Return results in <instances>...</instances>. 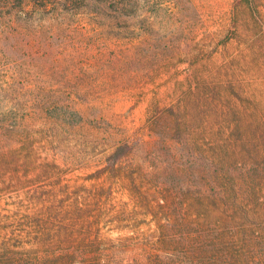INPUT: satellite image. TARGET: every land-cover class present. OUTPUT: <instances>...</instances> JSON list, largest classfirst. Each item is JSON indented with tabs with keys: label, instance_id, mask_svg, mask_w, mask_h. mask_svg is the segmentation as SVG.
<instances>
[{
	"label": "rangeland",
	"instance_id": "374dc122",
	"mask_svg": "<svg viewBox=\"0 0 264 264\" xmlns=\"http://www.w3.org/2000/svg\"><path fill=\"white\" fill-rule=\"evenodd\" d=\"M92 260L264 264V0H0V264Z\"/></svg>",
	"mask_w": 264,
	"mask_h": 264
},
{
	"label": "trees",
	"instance_id": "16d2710c",
	"mask_svg": "<svg viewBox=\"0 0 264 264\" xmlns=\"http://www.w3.org/2000/svg\"><path fill=\"white\" fill-rule=\"evenodd\" d=\"M169 110H170L171 114H175L174 110L172 108H170ZM178 129H179V127L176 126L175 130H178ZM174 134H177V133L175 132ZM133 155H134V150H133V147L131 144H129L128 142L119 143L115 147H113V149L110 152H108L106 154L105 164L103 165V167H101L100 169H98L94 173H91L88 177L91 178V177H97L100 174H107L109 177H114V178H118V179L119 178H126L130 182V187L134 186L135 188H138L137 184H138V182H140L144 173H142L141 170L138 168L136 170L132 169V167H131V169H129L130 168L129 163H131L130 160H131V157H133ZM132 165H133V163L131 164V166ZM208 177L214 178V180H216L215 182L220 181L222 183L224 181V180H221L222 178L219 175V173H214L213 176H211L209 173ZM140 185H139V187H140ZM146 190L149 192L150 188H147ZM224 192L225 191H220V192L212 193L211 195H208L207 193H205V191L200 190L199 193L196 195V199L201 202L202 200L209 199L211 197H214V196H217L220 194H224ZM152 196H153V199L160 204V207H162V210H165V209H166V211L172 210L173 203L169 199V195L167 193H164L163 191H158L157 193L152 194ZM166 211H164V212H166ZM147 212H148V214L153 213V211L151 209H148ZM166 220H167V218H166ZM163 226H164V228H167L168 224H164ZM170 240H172V239H170ZM170 240H166L165 244L170 243ZM90 264H99V263L96 260H92Z\"/></svg>",
	"mask_w": 264,
	"mask_h": 264
}]
</instances>
